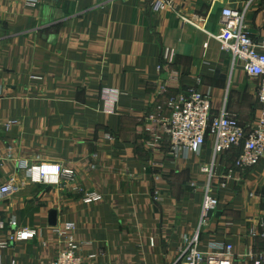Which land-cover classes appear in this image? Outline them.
<instances>
[{"label": "crops", "instance_id": "crops-1", "mask_svg": "<svg viewBox=\"0 0 264 264\" xmlns=\"http://www.w3.org/2000/svg\"><path fill=\"white\" fill-rule=\"evenodd\" d=\"M152 1L39 0L30 7L0 0V186L14 179L19 189L0 197V242L36 232L0 248V264L47 263L64 246L54 229L69 222L87 264H173L199 228L213 140L173 157L161 121L172 114L171 99L200 83L213 116L225 106L242 125H255L259 80L210 34L220 31L225 7L249 4L246 23L258 38L264 0H176L181 16L201 20L198 28L182 26L169 10L153 12ZM240 153L233 148L215 160L218 205L199 250L224 254L232 246L234 264H255L264 251V158L241 170ZM22 163L60 165L75 178L35 183ZM90 193L102 201L85 203Z\"/></svg>", "mask_w": 264, "mask_h": 264}, {"label": "built area", "instance_id": "built-area-1", "mask_svg": "<svg viewBox=\"0 0 264 264\" xmlns=\"http://www.w3.org/2000/svg\"><path fill=\"white\" fill-rule=\"evenodd\" d=\"M51 1L61 2L62 0ZM38 3L39 0L26 2L30 7H36ZM176 6V0L152 1L153 12L161 13L163 10H169L179 18L182 26L191 24L199 27L197 21L200 19L189 20L181 16ZM248 8L249 4L242 9L225 7L221 13L220 31L210 35L220 42L224 53L230 54L234 60L244 64V69L249 76L259 80L258 101L261 109L255 125L252 127L242 125L225 106L219 115L213 116L211 95L198 88L200 83L196 87L187 88L185 92L171 99L169 105L172 114L161 121L163 131L170 142L173 157L177 158L189 152H199L209 138L213 140V161L202 168V172L208 178V184L204 193L200 226L194 235L185 238V245L180 249V256L173 264H234L232 246L226 248L224 254H205L199 250V243L202 228L206 225L211 211L218 205V198L211 194L217 157L233 148L241 149L236 162V167L241 170L254 169L264 158V30L258 38L252 34L246 23ZM21 166L26 176L35 183L59 185L62 182H72L75 178L73 170L60 165L29 166L27 163H22ZM192 186L196 185L193 183ZM18 190L15 180L10 179L0 186V197L10 196ZM84 201L87 204L100 203L102 197L97 193H90ZM11 225L16 226V222L12 221ZM260 226L264 228V222H261ZM75 230L76 225L70 222L65 223L62 228L54 229L55 234L65 236L64 246L58 250L53 259L44 264H87L71 236ZM251 234L257 237L256 230L253 229ZM35 235V231L24 229L10 235L8 241L0 242V248L5 249L11 242L29 240ZM261 237L264 239V232ZM151 245L154 246L155 242H151ZM88 259L92 261L96 259V256H90ZM255 264H264V251L256 257Z\"/></svg>", "mask_w": 264, "mask_h": 264}, {"label": "water", "instance_id": "water-1", "mask_svg": "<svg viewBox=\"0 0 264 264\" xmlns=\"http://www.w3.org/2000/svg\"><path fill=\"white\" fill-rule=\"evenodd\" d=\"M50 216H51L50 217L51 225L55 226L56 225L57 212L56 211L52 212Z\"/></svg>", "mask_w": 264, "mask_h": 264}, {"label": "trees", "instance_id": "trees-1", "mask_svg": "<svg viewBox=\"0 0 264 264\" xmlns=\"http://www.w3.org/2000/svg\"><path fill=\"white\" fill-rule=\"evenodd\" d=\"M207 141H208V140H207ZM231 150H232V149H231ZM231 150H230V151H231ZM226 153H227V152H226ZM261 238H262V237H261ZM263 241H264V239H263Z\"/></svg>", "mask_w": 264, "mask_h": 264}]
</instances>
